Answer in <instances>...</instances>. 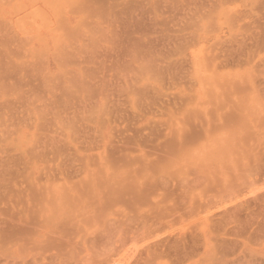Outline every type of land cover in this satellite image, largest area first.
I'll use <instances>...</instances> for the list:
<instances>
[{
    "label": "rangeland",
    "instance_id": "374dc122",
    "mask_svg": "<svg viewBox=\"0 0 264 264\" xmlns=\"http://www.w3.org/2000/svg\"><path fill=\"white\" fill-rule=\"evenodd\" d=\"M0 264H264V0H0Z\"/></svg>",
    "mask_w": 264,
    "mask_h": 264
},
{
    "label": "bare ground",
    "instance_id": "6f19581e",
    "mask_svg": "<svg viewBox=\"0 0 264 264\" xmlns=\"http://www.w3.org/2000/svg\"><path fill=\"white\" fill-rule=\"evenodd\" d=\"M193 131H194V130H193ZM193 133H194V132H192V134H191L192 137H193L194 134H195V135H196V134L199 135V132H196V133H194V134H193ZM189 135H190V133H189ZM191 135H190V136H191ZM195 135H194V136H195ZM140 138H141V137H140ZM136 139H137V138H136ZM131 140H133V139H131ZM140 140H141V139H140ZM137 142H139V141L137 140ZM140 144H141V143H140ZM128 146H129V145H128ZM131 146H133V145L131 144ZM166 146H167V147H164V148L166 149V151H165V149L163 150V148L161 149L162 153H163V151H165L164 153L166 154V152L169 150V149H168L169 145L166 144ZM136 147H137V146H136ZM161 147H162V145H161ZM170 147H171V146H170ZM120 148H121V147H120ZM141 148H142V147H141ZM156 148H157V147H156ZM156 148H155V149H156ZM123 149H124V148H123ZM126 149L128 150V148H125V150H126ZM125 150H124V152H125ZM127 150H126V151H127ZM130 150H131V149H130ZM130 150H129V151H130ZM156 150L158 151V150H160V148H159V149L157 148ZM154 151H155V150H154ZM161 151H159V152H161ZM124 152H122V157H124V156H123V155H124V154H123ZM127 152H128V151H127ZM129 153H130V152H129ZM154 153L156 154L157 152L155 151ZM164 153H163V154H164ZM159 156H160V155H159ZM164 156H165V155H164ZM160 157H161V156H160ZM162 157H163V156H162ZM147 180H148V178H146V181H147ZM131 181H133V180H131ZM146 181H145V182H146ZM148 181L151 182V179H149ZM116 182H117V181H116ZM119 182H120V181H119ZM122 182H123V181H122ZM129 182H130V181H129ZM129 182H128V183H129ZM135 182H136V181L130 182V184H132L133 186H135V185H136ZM142 182H144V181H142ZM145 182H144V183H141V185H143V186L146 185L147 183H145ZM155 182H156V181H155ZM155 182H153V183H154L155 185H157V183H155ZM109 183H110V182H109ZM123 183H125V182H123ZM133 183H135V184H133ZM137 183H139V182H137ZM151 183H152V182H151ZM151 183H150V185L153 184V183H152V184H151ZM119 184L121 185V182H120ZM125 184H126V183H125ZM130 184H129V185H130ZM154 184H153V186H154ZM114 185L116 186V184H114ZM132 185H131V186H132ZM141 185L139 184V186H141ZM167 185H168V184H167ZM167 185H166V186H167ZM117 186H118V185H117ZM121 186H122V188H123L124 190H123V189L120 190V189H121ZM121 186H119L120 189H118L119 187L116 188V189H114L113 194H114L115 192L118 193L119 191H120V194H121V193H125V194L127 193L126 195H124V194L119 195V193H118L117 195H119V196H118L119 198H120V197H128V199H130L131 201H134V200H135L134 203L130 202V200L128 201V202L131 203V204L128 203V205L130 204L131 206H133L132 204H134V206H135V203H139V202H136V201H139V200L141 201V199H142V195L144 196V194H143L144 190H145L144 193H146V191H147V190H146L147 188H144V190H143V186H142V190L140 189V190L143 191V192L136 190L135 192H137V191H138V192H137V193H134V191H133V189H132V191H130V193L133 192L135 195L141 192V194H139V196H137V195H136V196H133V195H134L133 193L130 194L129 192H127V188H126L125 186H127V187L129 188L130 186H128V184H126V185H121ZM133 186H132V187H133ZM137 186H138V184H137ZM139 186H138V187H139ZM163 186H164V185H163ZM111 187H112V186H111ZM156 187H157V186H156ZM112 188H113V187H112ZM125 188H126V192H125ZM134 188H135V187H134ZM139 188H140V187H139ZM117 189H118V192H117ZM129 189H130V188H129ZM150 189H151V188H150ZM150 189H149V190H150ZM152 189H153V188H152ZM112 190H113V189H112ZM115 190H116V191H115ZM130 190H131V189H130ZM121 191H124V192H121ZM151 191H152V190H151ZM19 192H20V191H19ZM21 192H22V191H21ZM129 194H130V195H129ZM131 195H132V196H131ZM146 195H147V194H145V196H146ZM34 196H35V195H34ZM146 197H147L146 199L148 200L149 197H148V196H146ZM2 198H3V197H2ZM5 198H6V197H5ZM7 198H8V196H7ZM143 198H144V199H142V201H143V200L145 201V197H143ZM136 199H138V200H136ZM12 200H13V199H12ZM120 200H121V199H120ZM124 200H125V198H123V201H124ZM147 200H146L145 202H147ZM8 201H9V200H8ZM142 201L140 202V204L142 203ZM144 201H143V202H144ZM145 202H144V203H145ZM12 204H13V202H12ZM121 204H123V203H122V200H121ZM124 205H126V204H124ZM128 205H127V207H128ZM10 206H12V205L10 204ZM134 206H133V207H134ZM136 206H139V205H136ZM12 207H13V206H12ZM127 207H126V208H127ZM130 208H131V207H130ZM4 213H5V212H4ZM5 214H6V213H5ZM12 215H13V214H12ZM16 216H17V215H16ZM11 218H12V217H11ZM30 218H31V217H30ZM13 220H14V219H13ZM15 221H16V220H15ZM15 221H14V222H15ZM31 221H32V220H31ZM30 224H31V222H30ZM8 225H9V224H8ZM16 225H17V224H16ZM31 225H34V223L31 224ZM11 226H12V225H11ZM14 226H15V225H14ZM26 226H27V224H26ZM6 227H8V226H6ZM23 227H24V226H23ZM8 228H9V227H8ZM17 228H20V226H17ZM17 228H16V229H17ZM24 228H25V227H24ZM10 229H11V228H10ZM12 229H13V228H12ZM14 229H15V228H14ZM28 229H29V227L27 226V230H28ZM4 230H5V228H4ZM21 230H22V227H21ZM21 230H20V231H21ZM13 231H14V230H13ZM17 231H18V229H17ZM17 231H16V233H17ZM28 231H30V229H29ZM11 232H12V231H11ZM22 232H23V231H22ZM24 232H25V229H24ZM6 233H7V231H6ZM8 233H9V232H8ZM14 233H15V232H14ZM19 233H21V232H19ZM19 233H18V234H19ZM26 233H27V231H26ZM28 233H29V232H28ZM28 233H27V234H28ZM21 234L23 235V233H21ZM3 235H4V234H3ZM6 235H7V234H6ZM12 235H13V233H12ZM9 236L11 237V234H10ZM15 236H17V234H16ZM19 236H21V235L19 234ZM1 237H2V236H1ZM5 237H6V236H5ZM7 237H8V235H7ZM3 239L5 240V238H3ZM6 239H9V238H6ZM11 239H12V240H13V239L16 240V237L14 238V236H13V238L11 237ZM11 239H10V240H11ZM17 239H19V237H18ZM1 241H2V238H1Z\"/></svg>",
    "mask_w": 264,
    "mask_h": 264
}]
</instances>
